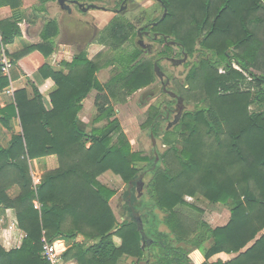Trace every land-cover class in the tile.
Here are the masks:
<instances>
[{
    "label": "trees",
    "instance_id": "1",
    "mask_svg": "<svg viewBox=\"0 0 264 264\" xmlns=\"http://www.w3.org/2000/svg\"><path fill=\"white\" fill-rule=\"evenodd\" d=\"M9 1L13 0H0V6L16 9L17 4ZM39 1L44 4L54 0ZM160 1L167 13L157 26L168 24L170 27L160 33L174 40V29L182 23L190 25L195 33L188 42H181L183 50L193 53L198 44L201 50L219 60L212 62L209 58L187 75V81L193 80L199 88V101L206 106L191 114L183 113L177 126L163 133L161 142L169 145L172 152H175L177 135L182 137L184 145L178 158L182 169L172 175L168 169L155 166L146 185L150 207L142 203L145 198L134 199V210L141 216L144 232L153 239L151 247L141 245V235L130 214L135 203L133 196L128 201L127 191L123 194L128 220L118 225L109 206L115 191L97 180L111 171L127 188L139 175L134 164L151 165L155 158L132 152L118 119L113 117L110 98L115 97L118 88L133 92L155 79L153 63L140 62L137 49L126 53L120 50L132 36V28L113 22L98 39L99 44L113 51L108 61L117 69L106 83H100L95 77L100 67L82 53L75 55L71 62H63L65 74L49 73L56 85L50 95V111L45 109L34 87L31 99L24 90H19L14 93V104L0 111L3 122L9 116H17L21 125V133L12 135L9 148L0 147V214L12 209L18 228L25 234L18 248L6 251L0 245V264H49L42 257V238L51 243L57 237L72 240L77 236L98 239L89 246L75 244L64 254L66 257L74 250L77 264H116L124 255L137 261L146 260L147 264H189L187 259H174L177 255L173 256V245L180 242L200 250L204 255L202 264H264V233L256 238L264 230V111H249L250 105L264 103V74L255 75L250 70L256 62V42L249 28L254 21L251 16L264 13V0H187L169 4ZM183 11L189 17L178 20L176 12L184 14ZM173 18L174 23H169ZM10 28L7 36L1 29L3 45L10 44L19 34L16 26ZM43 29V43L17 53L12 57L14 61L32 50H43L46 45H49L48 53L54 51L56 22H47ZM218 66L223 74L217 73ZM7 86V79L0 77V91ZM92 90L96 92L93 101L96 115L91 121L93 127L84 130L78 113ZM160 114V111L154 113L149 123L154 138L159 131L156 126ZM191 118L195 127L190 129ZM100 123L105 124L97 126ZM113 137L115 143H112ZM48 156L57 158L58 167L34 182L29 162ZM157 156L158 162L163 161L164 155ZM12 186L19 189L14 198L6 193ZM196 194L211 203L231 200L233 207L224 226L211 229L201 223L199 230L189 229L192 235L186 238L190 231L180 219L182 209L202 210L183 198ZM156 209L165 211L164 218H158ZM68 222L70 226L66 229ZM160 223L169 228L173 243L162 240L164 235L157 231ZM113 237L121 240L118 248L112 242ZM209 240L212 245L206 248ZM249 243L252 244L248 246ZM220 253L236 256L208 262Z\"/></svg>",
    "mask_w": 264,
    "mask_h": 264
},
{
    "label": "rangeland",
    "instance_id": "2",
    "mask_svg": "<svg viewBox=\"0 0 264 264\" xmlns=\"http://www.w3.org/2000/svg\"><path fill=\"white\" fill-rule=\"evenodd\" d=\"M16 1V0H14ZM85 1V0H80ZM88 1V0H87ZM94 2V4L101 2L102 0H91ZM105 1V0H104ZM172 1H176V3H180L182 1L187 0H165L167 4H169ZM107 1V3H109ZM18 10V13L25 16L28 20L31 19V13L33 11L37 10V8H41L39 3L36 0H17L16 2ZM33 5V6H32ZM117 5V4H116ZM164 6V5H163ZM23 7H26L23 9ZM33 7V8H32ZM35 7V9H34ZM31 10V12H29ZM167 10V9H166ZM77 10L74 8L72 10V14H64L65 18L72 19V15H76ZM162 12V11H161ZM184 14L181 12H176V16L179 19H187L189 15L187 12L183 11ZM160 9L158 5H153L150 1H147L145 3V9L138 8L135 11L132 12H126L122 14V19L125 21L133 23L135 25V29L137 27L142 26L143 24L147 23L153 16H159ZM91 15L95 17L98 26L101 28L103 27L108 20L110 19V16L107 15V13H102L101 11H91ZM45 16V15H43ZM42 16V17H43ZM48 20L45 19L44 22H50L54 21L57 24V21L59 23V31L63 30V28H67V26L63 25L60 22L59 14L57 13L56 9L51 7ZM260 22L255 21L256 19ZM251 19L254 20L249 25V28L254 33V39L256 44L254 43V46H256L255 49V59L256 62L254 65L250 68L252 73L255 75H263L264 74V13L263 12H257L254 15L251 16ZM174 18L169 21L174 23ZM41 21V20H39ZM72 23V22H71ZM180 27H177L174 29V42L181 43V42H188L189 37L192 38L193 34L195 33L193 28L189 25L188 27L182 23ZM69 30V28H67ZM170 27L168 24H163L157 26L154 31L161 32L162 30H169ZM191 33V34H190ZM190 34V35H189ZM55 38V37H54ZM52 39V47L54 48L55 45H57V50H60V48L63 50V48L59 45L58 39L59 36L55 39ZM176 39V40H175ZM93 40V45L87 49L85 52L86 57L90 58L93 64L100 67L99 71L96 72L95 77L98 79L100 83H106L117 71L116 68L112 67L109 64V59L113 56V51L109 48V46H103L102 44H99V41ZM160 43L162 45L160 49H163V53L168 51L167 47L163 44V42L160 40ZM49 47L48 45H46ZM54 48V49H56ZM133 48H136L134 46V36L131 37V40H129L128 43H126L120 50L123 53L131 51ZM175 51V50H174ZM178 52V51H177ZM191 54V53H190ZM208 54L207 51H203L202 55H197L195 58H193L192 63H194L193 67L194 69H197L199 67V64L201 62L206 61L204 56ZM141 55V61L142 63H153L156 55L155 53L149 54V53H140ZM75 56L74 48H66V53L64 54V61L66 58H70ZM209 58L212 62L218 61L219 58L217 56H211L208 54ZM71 58V59H72ZM164 71L168 74L169 78L171 79V90L181 95L186 103V112H189V114L194 113L197 110H200L206 106V103L199 101V97L201 95L199 94L200 90L198 87L195 86V82L193 80L187 81V69L189 65L181 66L176 69H171L168 63L163 62L162 63ZM233 69L236 71H239L238 67L235 65H232ZM201 72V70L199 71ZM223 69L221 66L217 67V73L223 74ZM246 75V74H245ZM247 76V75H246ZM157 79H154L152 83L149 85L142 87L140 89H137L133 92H128L125 88H118L115 92V97L110 98V105L112 106L114 110V118H117L120 123V128L123 134L125 135V138L127 142L130 145L131 151L135 153H140V156H146L150 159L154 158V153L152 151V140L150 137V128L149 123L151 118L153 117L154 113H157L158 111L162 112V107L166 105H172L170 103V98L167 95H164L163 93H159L156 89L157 86ZM199 95V96H198ZM96 96L95 91L89 92L86 98H84V105L81 107V120L79 119L81 123V127L84 130H90L93 125L91 123L92 119L96 115V109L93 107V101ZM87 99V101H85ZM82 101V102H83ZM249 111L251 113H257V112H263L264 111V103L263 104H252L249 106ZM79 114V113H78ZM105 123L97 124V126H102ZM189 125L190 129L192 127H195L194 121L189 119ZM164 125L160 129H158V133L154 138V144L158 147L159 155H164L163 161H160L158 163H153L151 165L146 164V162H139L134 164V166L139 169L138 174L141 172H145V181L146 183L151 179L152 177V170L155 166H159L162 170L168 169L169 173L172 175H175V173L178 171V169H182V166L178 163V158L180 157L179 153L184 145L182 137L179 136V134L176 137V141L174 142V148L175 152L170 151L169 145L162 144V136L164 132ZM201 131L203 130V127H200ZM187 135V133H186ZM204 136V135H201ZM116 138L113 137L112 143H115ZM88 145V144H86ZM49 157V156H48ZM55 157V156H54ZM56 164L55 168L58 167L57 158L55 157ZM184 162V161H182ZM54 169H48V171L54 170ZM47 169H45L44 172H42L40 175H35L34 182H38L45 172H48ZM97 180L108 187L111 190L115 191L114 196L109 201V206L111 210L113 211V214L116 218L117 224L120 225V223L124 220H128V214L124 207V201H123V195L122 192L125 190L126 185L122 181V179L118 176L112 173L111 171H107L100 175ZM141 192V191H140ZM6 193L10 197H15L19 193V189L17 186L10 187ZM142 193V197H145L143 204L150 203L149 197L146 193V187L144 188ZM144 195V196H143ZM183 200L193 205L199 209L202 210V212H195L192 210H189L187 208L182 209V213L180 219L183 220V224L186 225L188 228V231L195 228V231L199 230V225L201 223H206L207 226H209L211 229L216 227H222L229 221V214L230 210L233 207V202L231 200H225V201H219L216 203H211L208 200H206L202 195L196 194L193 197L190 196H184ZM34 203H37L34 201ZM33 203V204H34ZM38 204V203H37ZM12 210V209H11ZM155 212L158 215V218H164L165 211L156 209ZM167 215V214H166ZM4 218V214H0V221ZM0 222V226H3ZM70 224L67 223L66 229L69 228ZM159 229L161 231H169V228L164 224H159ZM190 229V230H189ZM197 229V230H196ZM264 233V230H262L256 238H258L261 234ZM192 235V232H188L186 234V238H190ZM82 237V236H77ZM84 238V237H83ZM85 239V238H84ZM98 239H85L83 245L87 246L89 243L96 242ZM121 241V240H120ZM252 243H249L248 246H250ZM212 245V242L209 240L205 243V247L208 248ZM244 250V249H243ZM236 254H230L227 256H221V258H214V261H226L233 257H235ZM129 256H122L118 260V262H122L123 259H127ZM132 259H135L133 257H130Z\"/></svg>",
    "mask_w": 264,
    "mask_h": 264
},
{
    "label": "crops",
    "instance_id": "3",
    "mask_svg": "<svg viewBox=\"0 0 264 264\" xmlns=\"http://www.w3.org/2000/svg\"><path fill=\"white\" fill-rule=\"evenodd\" d=\"M36 1L40 6L42 5V7L37 8L36 11L34 10L33 13H31L30 20L19 14V9H11L10 5L0 6V77H5L8 81V86L0 91V111L7 106L14 104V93L19 90H24L28 98L31 99L33 97V87L37 89L39 95L41 96L45 109L50 111L52 109L50 95L56 90V85L49 76V73H66V69L63 66L66 48L62 47L60 44L59 45L63 48V50L61 48L60 50H57V45H55L54 48L56 49H54L51 54L48 53L49 47H45L43 50H32L25 56L19 58L17 61L12 59V57L17 53H20L29 47L42 44L41 32H43V28L47 24V22L44 21L46 18L47 20L49 19L47 15H49L51 7L52 9L55 8L58 13L57 8L52 2L42 4L39 0ZM16 2L17 0L9 1L12 5H16ZM25 8L26 7H23V9ZM31 10L32 9H30L29 12H31ZM10 26H16L19 30V34L13 38L10 44L3 45L1 43V29L4 30L5 36H7V34L11 33ZM57 28L58 34L54 38V41L58 36L60 38L61 35L58 21ZM58 43H60L59 39ZM71 58L72 57L66 58L65 62H71ZM87 59L91 60L88 57ZM5 64L7 67L3 70V66ZM40 70H44V73L40 72ZM85 101H87V99H85ZM81 105H84V101ZM80 112L78 114V118L81 120L82 113ZM19 133H21V125L17 116H9L8 120L3 122V116L0 113V147L8 149L12 135ZM55 164L56 160L54 156L30 161L29 169L32 179L34 180L35 175H40L45 171V169H47V171L48 169H54L56 167ZM3 214L4 218L1 219L0 222L2 223L3 221V226L6 227L0 226V245L7 251L20 247L25 234L18 228L16 216L13 210L6 209ZM84 241L85 239L83 237H76L72 240L57 237L51 243L53 244L56 253L59 254L62 264H77L76 259L73 257V254L75 253L74 250L70 251L71 253H69L66 257H64V254L75 244L83 245ZM112 242L117 248L121 244L120 239L117 237H113ZM92 244H94V242L91 241L89 245ZM221 256H227V254L220 253L214 255L210 258L209 262L213 263L215 262L214 258H221ZM190 257L192 258L193 264H200L203 261L202 255L197 250L193 251L190 254ZM116 264L139 263L136 259L129 257L127 259H123L122 262H117Z\"/></svg>",
    "mask_w": 264,
    "mask_h": 264
},
{
    "label": "flooded vegetation",
    "instance_id": "4",
    "mask_svg": "<svg viewBox=\"0 0 264 264\" xmlns=\"http://www.w3.org/2000/svg\"><path fill=\"white\" fill-rule=\"evenodd\" d=\"M107 1L109 0H105V1L102 0L101 2L96 3V4H94V2H92L91 0H88V1L87 0L85 1L54 0L52 1L54 6L58 10L60 22L63 25L67 26V28H69V30L67 28H63V30H61L59 44L65 48L73 47L75 51V55H79V54L85 53L87 49H89L93 45V40L96 39L95 41H97L99 37L102 35V33L104 32V30L111 23L118 22V23H122L125 26H128L129 28H132L133 30L132 36H134V46H136V48H133V49H137L139 53H149V54L155 53L156 58L153 64L157 62L160 68V74L162 77V79H160L154 74L155 79H157L158 81L156 89L159 93H163L164 95H167L170 98V103H172V105H169V106L166 105L162 107V112L159 115L158 124L156 128L160 129L164 125V129H163L164 132L172 131L174 127L177 126V124L179 123L182 117V114L186 112L187 107H186V103L183 97L179 95L178 93L171 90V87H172L171 79L169 78L168 74L164 71L162 63L163 62L168 63V65L170 66L172 70L179 68L181 66L189 65L187 69V74H189L191 70L194 69L193 67L194 63H192L193 58H195L197 55L199 56L202 55L203 50H201L197 44L195 46V51L193 53L191 54L186 53V51L183 50L181 43H176L170 37L165 36L160 32L154 31V29L158 25V22L162 19V14H163V8H162V4L160 3V0H110L109 3H107ZM147 1H150L153 5L156 4L159 6L160 13H161L159 16H153L147 23L143 24L140 27H137L136 29L133 23L122 19L123 18L122 14L126 12H132L138 8L145 9V3ZM74 8L77 10L76 15L74 16L72 15L71 17L72 19L65 18L64 14H67V13L72 14V10ZM91 11H101L102 13H107V15L110 16V19L103 27L100 28L98 26V23L95 17L91 15ZM154 35L157 36L156 39H154ZM131 37L129 38V40H131ZM163 37H166L167 42L173 41L174 43L170 45L166 44ZM129 40L126 41L121 46V48L126 43H128ZM160 40L163 42V44L166 47H169V50L164 52V54H162L163 49L158 50L159 48L162 47ZM204 58L206 60L209 59L208 54H206ZM138 59L139 60L141 59V55L138 57ZM170 59L175 60V62H171ZM231 64L234 65L233 63ZM213 66H216V64ZM164 87L166 90H169L175 93L178 96V98H172L167 93H165ZM181 101H183L184 107L182 109V113L180 117L178 118V120H176L177 118L176 106L180 104ZM178 108L180 109L181 107L178 106ZM151 136H152V133L150 131V137ZM152 151L155 157L154 162L158 163L159 158L157 155H159V152H158V147L157 145L154 144V142H152ZM145 175H146L145 172H141L135 179H133L134 182H133L132 187L130 188V193L133 196V201L135 202L134 205L132 206L133 209L130 211V214L132 218L134 219V221H135L134 217H136L135 213L138 214V217L140 218V221H141L142 229H143L144 223L142 222L140 214L134 210V208H136V201L134 199L137 198L138 200H142V198H145L141 196L142 195L141 192H143L144 188L147 185L145 181ZM128 187L125 188V190L122 192V195L126 193V191L128 190ZM145 206L150 207L148 205H145ZM157 231L164 235V238H162V240L165 239V240H169L172 242L171 239L173 238V236L171 235L169 231H161L159 228H157ZM143 233L145 234L147 238L141 245L142 246L144 245L145 247L149 248L151 247L153 243V239H151V237H148L147 235L148 233L146 231L144 232V229H143ZM173 246H174L173 256L177 255L174 258L175 260L187 259L189 260V264H193L190 254L193 251L197 250L203 257V261L200 264L204 262V255L200 250L191 249L190 246L184 245L182 242L175 243ZM148 255L149 254H146V256ZM146 262H147L146 260L144 261L138 260L139 264H147Z\"/></svg>",
    "mask_w": 264,
    "mask_h": 264
},
{
    "label": "water",
    "instance_id": "5",
    "mask_svg": "<svg viewBox=\"0 0 264 264\" xmlns=\"http://www.w3.org/2000/svg\"><path fill=\"white\" fill-rule=\"evenodd\" d=\"M160 3H161V1H160ZM161 4H162V3H161ZM162 8H163L162 18H164V16H165L166 13H167V10H166V8L163 6V4H162ZM138 32H140V31H138ZM156 38H157V36L154 35V39H156ZM163 38H164V41L166 42V44H168V45L174 43L173 41L167 42L166 37H163ZM170 61H171V62H175V60H173V59H170ZM153 71H154V74H155L157 77H159L160 79H162L161 74H160V68H159L157 62H155V63L153 64ZM164 92L167 93V94H168L169 96H171L172 98H178V96H177L175 93H173V92H171V91H169V90H166L165 87H164ZM178 106H180L181 108L179 109ZM183 107H184L183 101H181V103L178 104V105L176 106V111H177V118H176V120H178V118L180 117V115H181V113H182V109H183ZM151 140H152V142H154V138H153V136H151ZM133 182H134V180L131 181V182L129 183V187H128V190H127V192H128V194H127L128 201H130V197H131L130 188L132 187ZM135 216H136V217H134V218H135L136 226H137V229H138V231H139V233H140V235H141V239H142V243H141V244H143V242L146 240L147 237H146L145 234L143 233V229H142L141 221H140V218L138 217V214L135 213Z\"/></svg>",
    "mask_w": 264,
    "mask_h": 264
},
{
    "label": "built area",
    "instance_id": "6",
    "mask_svg": "<svg viewBox=\"0 0 264 264\" xmlns=\"http://www.w3.org/2000/svg\"><path fill=\"white\" fill-rule=\"evenodd\" d=\"M7 65L3 66V70H5ZM34 207L36 209L39 208L37 203H34ZM41 250H42V257L49 263V264H62L59 258V254L56 253L54 246L52 243L48 242L44 237L41 240Z\"/></svg>",
    "mask_w": 264,
    "mask_h": 264
}]
</instances>
